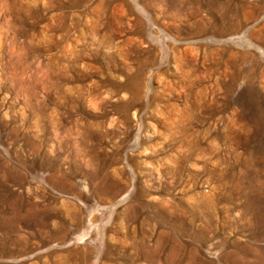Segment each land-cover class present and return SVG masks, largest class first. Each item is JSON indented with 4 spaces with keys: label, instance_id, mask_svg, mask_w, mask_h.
<instances>
[{
    "label": "rangeland",
    "instance_id": "374dc122",
    "mask_svg": "<svg viewBox=\"0 0 264 264\" xmlns=\"http://www.w3.org/2000/svg\"><path fill=\"white\" fill-rule=\"evenodd\" d=\"M0 264H264V0H0Z\"/></svg>",
    "mask_w": 264,
    "mask_h": 264
}]
</instances>
